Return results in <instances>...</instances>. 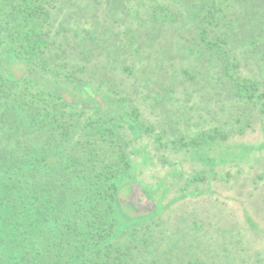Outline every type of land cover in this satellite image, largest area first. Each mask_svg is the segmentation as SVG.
<instances>
[{"label": "trees", "instance_id": "1", "mask_svg": "<svg viewBox=\"0 0 264 264\" xmlns=\"http://www.w3.org/2000/svg\"><path fill=\"white\" fill-rule=\"evenodd\" d=\"M126 1L0 0V264H218L190 238L166 230L162 210L134 220L119 217L121 187L137 180L132 153L148 147L128 140L122 122L132 121L139 135L157 142L164 136L135 105L151 74L143 66L145 78L133 77L131 87L123 77L135 71L118 58L155 39L144 35L140 45H120L111 22L138 15L142 34L152 25L178 36L169 49L180 67L174 75L164 65L158 71L164 78L156 102L167 81L198 76L182 57L192 53L197 64L212 60L217 93L225 88V97L237 104L229 130L243 133L253 115L264 123V0H154L146 15L133 13ZM101 9L111 21L104 43ZM159 42L156 48H162ZM17 62L26 67L22 75L14 72ZM103 92L114 99H106V107L95 97ZM244 115L252 118L245 122ZM217 139L204 132L177 143Z\"/></svg>", "mask_w": 264, "mask_h": 264}, {"label": "rangeland", "instance_id": "2", "mask_svg": "<svg viewBox=\"0 0 264 264\" xmlns=\"http://www.w3.org/2000/svg\"><path fill=\"white\" fill-rule=\"evenodd\" d=\"M102 4L106 5L104 1ZM151 4L154 0H127L125 5L133 13L138 10L146 15ZM173 6L177 8V4ZM195 10L196 6L188 10L189 24L193 22ZM102 12L105 13L104 9L98 11V16L102 20L100 39L104 43L109 32L103 30L111 21L105 20L109 15ZM82 21L87 27L92 22L88 15ZM120 21L111 22L114 26L111 30L119 34L115 38L121 39L120 45H140L144 35L150 40L154 38L156 43L163 42L162 48H156L153 42L138 53L133 49L121 51L118 58L135 71V76L123 77L131 87L137 84L134 78H145L143 66L151 74L147 90L141 88L135 95V105L141 118L156 131H163L164 138L157 142L152 137L139 135L132 121L122 122L128 140L139 148L144 144L148 147L145 152L132 153L134 172L131 173L137 180L125 182L121 187L119 217L134 220L162 210L160 216L163 221L166 219V230L179 231L181 236L190 238L197 250L218 264H264V123L258 116L244 115V121L252 118L253 125L243 133L230 132L232 121L235 124L237 104L225 97V88L217 93L212 76L218 72L216 64L212 60L197 64L192 53L182 59L183 63L197 68L196 79L167 81L162 88L165 96L156 102V92L161 88L159 81L164 78L158 71L164 65L168 74L174 75L180 67L178 54L169 49V45L175 46L178 36L171 37L172 32L167 29H151L152 25L142 34L138 15ZM13 69L22 75L26 67L17 62ZM95 97L104 107L109 106L105 104L109 98L104 92ZM204 132H211L215 137L218 134L217 142L200 141L190 147L177 143L181 137L191 142ZM130 201L138 207L131 206Z\"/></svg>", "mask_w": 264, "mask_h": 264}, {"label": "water", "instance_id": "3", "mask_svg": "<svg viewBox=\"0 0 264 264\" xmlns=\"http://www.w3.org/2000/svg\"><path fill=\"white\" fill-rule=\"evenodd\" d=\"M130 205H131V206H134V207H138V204L135 203L134 201H130Z\"/></svg>", "mask_w": 264, "mask_h": 264}]
</instances>
